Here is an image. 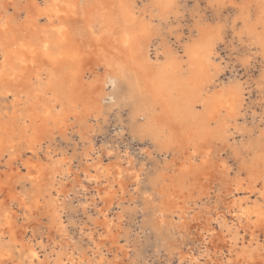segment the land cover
I'll return each instance as SVG.
<instances>
[{
  "label": "rangeland",
  "instance_id": "1",
  "mask_svg": "<svg viewBox=\"0 0 264 264\" xmlns=\"http://www.w3.org/2000/svg\"><path fill=\"white\" fill-rule=\"evenodd\" d=\"M45 1L0 0V14L6 11L25 25L38 2ZM88 1L91 0H85ZM122 1L133 7L136 69L154 74L175 58L181 61L185 74H197L196 88L207 90L198 96L194 116H170L166 120L161 110L171 99L159 94V100L164 99L162 104L157 102L144 84L137 83V70L115 72L107 69L99 53H80L74 74L84 77V90L72 89L82 97L78 96L77 103L74 101L76 105L73 101L67 103L66 123L61 128L39 129V135L32 136L37 141L36 157L25 147L24 139L30 133L16 147H0V182L16 193L30 192L29 197L33 186L19 175L24 171L22 162L28 157L66 158L61 169H67L44 186L48 198L57 200L55 210L61 214L56 220L63 222L62 230L54 222V211L50 213L43 205L28 222L15 208L13 230L20 241L7 239L12 254L0 259V264H27L21 260L30 247L38 248L41 255L34 264H55L58 256L64 260L73 256L76 264H89L93 259L91 264H97L100 257L106 264L112 259L113 264H238L232 263L226 240L238 232L239 239L244 236L245 243H249V234L238 229L229 208L239 198L264 202V0ZM83 23H75L84 27L77 34L79 38L89 37L92 51L98 46L95 38L102 29L96 23L90 33ZM120 34L119 29L117 36ZM196 45L202 54L197 59L188 54ZM146 57L152 65L146 64ZM109 73L116 75L117 81L107 89L104 82ZM74 74L66 80L67 88L73 87ZM3 89L0 86V122L8 118L13 108V94L6 96ZM110 90L115 102L107 103L106 99L101 103V93ZM83 91L98 102L93 99L89 104L82 103L86 95ZM144 106L167 124L166 138L161 135L155 141L148 133L137 130V125L146 120ZM16 125L18 131L21 124ZM91 148L96 151L91 162L104 165L119 162L118 157L127 151L133 157L131 168L140 173L139 180L135 182L128 174L122 180L124 189L118 190L117 186L111 196H100L99 192L106 189L105 178L88 181L83 174L89 164L84 154L92 153ZM12 197L10 202L16 207L15 196ZM99 210H106L107 218L113 217L117 225L113 236L107 239L99 224L104 219ZM218 214L226 216L228 226L234 225L231 232H224L226 227L214 221ZM255 235L258 242L254 243L259 249L254 244L248 249L256 251L257 259L243 256L241 264L264 261V220L255 227ZM96 242L101 243L103 253L98 249L96 252ZM236 248L241 250L242 246ZM191 256L197 259L191 262Z\"/></svg>",
  "mask_w": 264,
  "mask_h": 264
},
{
  "label": "bare ground",
  "instance_id": "2",
  "mask_svg": "<svg viewBox=\"0 0 264 264\" xmlns=\"http://www.w3.org/2000/svg\"><path fill=\"white\" fill-rule=\"evenodd\" d=\"M167 1L169 0H160L162 3H166ZM261 13L264 14V7L261 9ZM262 17H264V15ZM30 19L32 21H30ZM82 21L84 22L83 24L88 26L87 28L90 30V33L93 32L92 26H95L96 23L101 26L102 30L95 38L97 42L96 45L98 46L92 51L89 50L92 43L89 37L85 36V39L79 38L77 34L78 31L84 30V27H78L75 23ZM134 22L133 7L125 4L122 0H91L87 3L85 0H47L43 4L38 2L35 13H33L31 18L29 16V21L25 25L16 21L8 12L3 11L0 14V86H4V95L8 96L13 94V108L11 112L7 114L8 118L0 122V147L5 148V150L7 147H9V149L16 147L22 142L25 135L30 133L25 137L24 143L26 149L31 152L30 154L36 157L38 155L36 151L37 145L35 144L37 141L32 136H34L39 129L48 128L49 126L61 128V126L66 123L65 107L67 103L70 105L73 101V104L75 103L74 101L80 100L78 96L82 97L78 95L79 93L77 92L74 94V90L72 89L79 87V91L84 90L81 81L83 76L74 74V68L78 65L77 62H80V53H92L95 55L99 53L107 69H113L115 72L122 73L125 69L137 70V56L133 44L137 37V29L133 26ZM119 29L121 34L117 36V31H119ZM197 46L198 45L191 48L188 52V54L195 59L200 58L202 55L199 53ZM205 59L207 61L209 57ZM145 60L148 66L152 65L149 57H146ZM81 67L83 66L81 65ZM192 73L193 72L190 71L185 74L181 61L171 58L161 70L157 69L154 74H148L146 71L137 70L136 80L139 86L144 84V88L148 94L157 99V102L161 97L159 94H162L166 99H171V103L168 104L169 106L162 107L161 110L166 120H168L167 118L170 116H173V119L175 116H177V118L183 115L194 116L195 102L199 99L198 96H202V91L207 90V87L201 89L198 85L199 87L196 88L197 82L195 81L198 79V76L197 74L193 76ZM72 74H74V85L72 88H67L66 80L70 78ZM116 81L117 76L109 73L104 82L105 87L107 89L114 87ZM90 86L91 85H89V87ZM83 92L86 95L85 98L83 97L81 99L82 103L89 104L88 101H93L94 96L91 97L85 91ZM164 98L159 100L160 104H162ZM218 98L221 100L220 97ZM106 99H108L107 103L115 102V95H113L111 90L101 93L100 102L104 103ZM95 101L98 102V100ZM20 106L23 107L19 108ZM144 109L147 112V116H145L146 120L144 119V123L137 125V130L142 132V134L148 133L147 135H150V138L155 141H158L161 135L166 138L168 136L167 133H165L167 124L161 123L158 117L159 115H154L148 107L144 106ZM177 118H175V121ZM17 122L21 124V127L18 128V131H15L16 124H18ZM177 123L174 125L176 126ZM37 134L39 135V133ZM90 151H92V153L87 151L84 154V159H86V163L89 164H87V168L83 170V174L88 181L95 180V182H100L99 180L101 178H105L106 183L102 181V184H106V189H104L103 193L99 192V194H101L100 196H111L116 192L114 188L117 186H119L118 190L124 189L122 180H124L123 178L128 174L131 175V178L135 182L139 180L140 173L134 168H131L133 165V157L127 151L123 155L120 154L121 156L118 157L119 162L108 165H104V163L100 161L92 163L91 160L95 159L93 155L96 151L92 148ZM110 152L111 151L108 149V154ZM47 154H51V151H47ZM14 157L16 158V156ZM65 161L66 158L64 159L62 155V157L50 156L47 160L28 157L26 161L22 162L24 171H22L23 169H19L22 171V173L19 171V173H21L19 175L32 184V190L29 191L33 192V195L30 197L28 195L30 192L26 193L22 190V192L19 191L16 193L13 188L11 189L6 185L3 186L0 182V259L9 257L12 254V246L9 245L8 238L13 240L14 243L20 241L17 237L15 238L16 235L13 230L15 225L14 222H16L15 219L17 217L15 208H18V210L22 212L21 216L28 222L31 215H34L36 209L39 206L43 208V205L45 207L44 209L50 211V213L54 211L51 213L54 215V222L58 230H62L61 223L63 222L56 220L58 218L60 219L59 214H61V212L58 213L57 209L55 210V208H57V200L51 197L48 198L47 190L44 186L48 181L55 180L56 174L60 175L67 169H61ZM124 163L131 166H127V168L124 166ZM7 189L8 192L6 193ZM251 190H253V188ZM261 194L264 196V193ZM12 196H15L14 202H16V207L13 202H10V199L13 198ZM247 200L248 198L244 200H240V198L235 199L229 208V213L232 214L233 217H236L238 229L244 230V232L250 236L248 244L245 243L244 236L239 239L238 232L233 235L231 234L230 239L226 240L227 251L232 257V263L237 262L241 264L240 258L243 256L251 260L257 259L255 257L256 255L254 256L256 251L253 252V250L248 248H252L251 245H255L254 242H258L255 235V227L264 220V202L262 200H256L254 202ZM98 214L104 217V219L99 222L104 231L103 235H105L106 239L112 237L115 233V226L117 227L115 221L112 219L113 217L107 218L106 210H99ZM214 221L220 226L226 227L225 229L227 230L224 232H231V226H234H228L229 224H227V218L224 214H218V217H215ZM239 241H241V243ZM96 243L97 244L94 243L97 247L95 248L96 252L98 253L99 250V252L101 251V253H103V250H100L101 243ZM229 244L232 245L229 246ZM257 244L258 243L255 245L256 249L258 246ZM238 245L242 246L241 250H237L236 246ZM262 255H264V251ZM40 259L41 255L38 248L30 247L25 251L21 261L27 262V264H34L36 261H40ZM74 259L75 257L69 256L66 260L75 263ZM196 259V257L191 256L189 260L193 262ZM66 260H64L62 256H58L55 259V264H67ZM93 260L92 262H94ZM96 261H98L97 257ZM98 262L97 264H106L103 257H100ZM113 263H115V261L112 259L109 264ZM262 264H264V261Z\"/></svg>",
  "mask_w": 264,
  "mask_h": 264
}]
</instances>
